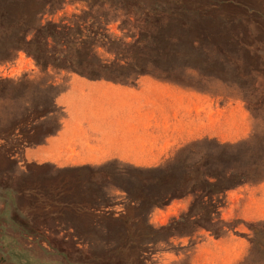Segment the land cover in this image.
Here are the masks:
<instances>
[{
    "label": "rangeland",
    "instance_id": "obj_1",
    "mask_svg": "<svg viewBox=\"0 0 264 264\" xmlns=\"http://www.w3.org/2000/svg\"><path fill=\"white\" fill-rule=\"evenodd\" d=\"M143 76L223 95L246 135L154 167L26 159L60 130L74 79ZM261 204L264 0H0V264H193L206 235L264 264Z\"/></svg>",
    "mask_w": 264,
    "mask_h": 264
},
{
    "label": "crops",
    "instance_id": "obj_2",
    "mask_svg": "<svg viewBox=\"0 0 264 264\" xmlns=\"http://www.w3.org/2000/svg\"><path fill=\"white\" fill-rule=\"evenodd\" d=\"M74 82L58 100L67 114L60 130L42 145L26 149L28 161L52 162L61 168L108 162L154 167L193 143L209 138L235 141L246 135L240 111L232 122L226 120L224 104L219 102L223 95L150 76L141 77L135 87L80 78ZM255 207L253 211L264 212L263 204ZM204 238L193 264H208V254L214 256V264H234L249 249L241 237Z\"/></svg>",
    "mask_w": 264,
    "mask_h": 264
}]
</instances>
